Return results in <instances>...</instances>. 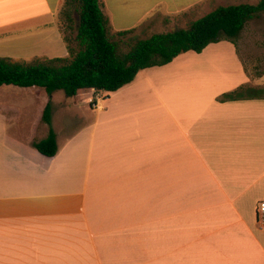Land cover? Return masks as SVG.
<instances>
[{
    "label": "crops",
    "instance_id": "crops-1",
    "mask_svg": "<svg viewBox=\"0 0 264 264\" xmlns=\"http://www.w3.org/2000/svg\"><path fill=\"white\" fill-rule=\"evenodd\" d=\"M207 1L99 0L115 33L153 18L183 29L174 19ZM65 4L0 0V57H67ZM251 53L227 41L184 53L117 92L53 103L51 125L44 107L29 122L0 103V264H264V59ZM50 129L47 159L34 143Z\"/></svg>",
    "mask_w": 264,
    "mask_h": 264
},
{
    "label": "trees",
    "instance_id": "trees-1",
    "mask_svg": "<svg viewBox=\"0 0 264 264\" xmlns=\"http://www.w3.org/2000/svg\"><path fill=\"white\" fill-rule=\"evenodd\" d=\"M65 7L69 8L64 15L70 23L74 22L72 11L78 14L76 48L63 36L67 57L36 58L29 63L0 57V89H44L49 100L42 120L48 125L52 123L51 97L55 92L63 91L68 98L83 90L117 92L132 83L141 71L168 65L184 53L200 54L209 45L222 41L236 45L247 23L264 14V0L256 5L219 6L187 28L133 40L129 36L135 30L112 33L99 0H66ZM241 98V90H237L223 95L220 101ZM34 148L47 159L55 157L59 148L54 130L50 129L46 139L35 142Z\"/></svg>",
    "mask_w": 264,
    "mask_h": 264
},
{
    "label": "rangeland",
    "instance_id": "rangeland-1",
    "mask_svg": "<svg viewBox=\"0 0 264 264\" xmlns=\"http://www.w3.org/2000/svg\"><path fill=\"white\" fill-rule=\"evenodd\" d=\"M251 3V0H208L203 4V6H199L197 11L191 10L189 12H185V14H181L179 17L175 18L178 23H174L175 27H184L187 28L194 20L204 17L215 8L219 6H228V5H236V4H246ZM253 3V2H252ZM69 10L66 8L63 10L60 18H59V26L61 32L65 38H67L68 43L73 47L76 48V44L74 42L75 36V28L76 23L78 21V14L76 11H72V19L74 22L70 23L66 20L64 12ZM264 18V14L262 15ZM159 21V19L153 18L146 23L139 29H137L134 34L130 35L129 38L133 40L136 39H145L150 37L153 34L157 33H164L166 29L169 28L167 23H163L160 25H156L155 23ZM167 22V21H164ZM162 25V26H161ZM171 29V28H170ZM258 30L251 34L246 31L243 32L242 36L238 39L239 48L243 49V44H248V47L252 49V53L250 56L251 64L254 65L255 62H259V60L264 59V53L260 52L259 49H264V20L259 24ZM248 32V33H247ZM112 33H115L112 31ZM129 39L127 38L125 41L127 42ZM126 44L124 45V49H126ZM242 58V55H241ZM34 89H19L11 87L9 88H2L0 89V103L6 104L9 108L14 110L12 118H22L25 117L29 120V122L34 121L33 119L38 118L41 115V108L46 106L47 101L45 99L36 98L32 91ZM54 100H52V104H60L61 102L65 101L62 100L66 98V95L63 91H57L54 93ZM86 94H90V91H82L80 96V100H82L83 96ZM93 100L97 99V95L93 96ZM83 107V106H82ZM77 109V108H76ZM74 111V110H73ZM80 111V110H78ZM83 111V110H82ZM81 111V112H82ZM87 111V110H86ZM36 120V119H35Z\"/></svg>",
    "mask_w": 264,
    "mask_h": 264
},
{
    "label": "built area",
    "instance_id": "built-area-1",
    "mask_svg": "<svg viewBox=\"0 0 264 264\" xmlns=\"http://www.w3.org/2000/svg\"><path fill=\"white\" fill-rule=\"evenodd\" d=\"M257 217L259 222L264 223V202L261 203L258 207Z\"/></svg>",
    "mask_w": 264,
    "mask_h": 264
}]
</instances>
